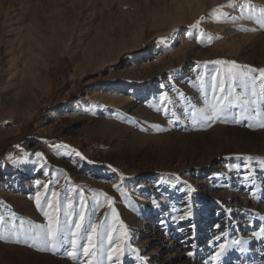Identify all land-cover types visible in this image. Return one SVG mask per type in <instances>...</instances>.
Here are the masks:
<instances>
[{"label": "rangeland", "instance_id": "obj_1", "mask_svg": "<svg viewBox=\"0 0 264 264\" xmlns=\"http://www.w3.org/2000/svg\"><path fill=\"white\" fill-rule=\"evenodd\" d=\"M262 10L264 0H0V85L12 56L21 80L38 70L47 90L31 115L2 100L23 101L21 90L0 91V190L16 184L28 203L0 199V264H264V234L252 235L264 227V81L228 78L230 62L264 68ZM115 85L133 89L136 108L97 100ZM214 97L231 102L228 118L193 120ZM87 99L105 110L87 112L89 125L73 116ZM25 157L27 174L9 178ZM45 212L60 222L55 252L33 238Z\"/></svg>", "mask_w": 264, "mask_h": 264}, {"label": "bare ground", "instance_id": "obj_2", "mask_svg": "<svg viewBox=\"0 0 264 264\" xmlns=\"http://www.w3.org/2000/svg\"><path fill=\"white\" fill-rule=\"evenodd\" d=\"M253 29H254V31H253V36H254V32L257 33L258 31L255 28H253ZM105 38H106V36H105ZM256 38H258V36H256V35H255V37L253 39L249 38L248 41L251 42V43L249 42L250 43L249 45L252 46L253 45L252 42ZM242 39L244 41V38H242ZM239 41H241V40H239ZM243 43L244 42H242L241 44H243ZM254 43H255V41H254ZM236 44H237V42H236ZM236 44H234V45H236ZM243 49H246V48H243ZM243 49H242V51H243ZM238 51H239V49H238ZM260 58H261L262 61H264V50L261 53V57ZM4 73H5V77H4L3 83H1V85H0V91L4 92L5 89L13 88V86H14L17 89V91L21 90L26 95V97L24 98L23 101H20L13 94H7V95L4 94L3 97H5V98L2 97L3 98L2 99L3 102L6 103L9 107L10 106L18 107V106L23 105V106H25V109L23 111H20L19 113L22 114V115H31L33 113V111H34L33 107L37 104V102L43 96H45L47 94L46 79H45L44 75L42 73H40L38 70L37 71L36 70L35 71H28L27 72V77L24 80H21V78L23 79V74L21 72H19V68L16 65V63H15V61H14L12 56L8 59V61L6 63V67H5ZM14 80L15 81L17 80V81L14 82ZM16 89H14V90H16ZM132 91H133L132 88L122 87L120 85H115V86H112V87L105 86L103 88V90H101V92L96 96V98H97V100L101 101L102 104L105 105V106H107V105H109V106L117 105L118 106L119 104H120V106H122V105L124 106L129 101L128 98L125 97V95L130 94ZM127 105H128L127 108L134 109V108H136L137 103H136V101H132L131 103H128ZM95 110H99V113L100 112L103 113L105 111V110H101V108H99L98 105H94V103L92 104L87 99L83 103L74 104V106H73V112H74L73 114L74 115L73 116H75V117L77 116L78 118L82 119V121H84L86 124L89 125L91 123V118L88 115H86V113L87 112H91V111L93 112ZM221 132H223V131H221ZM0 143H1V139H0ZM69 153H70V151H69ZM29 161H31V158L25 157L23 159L22 163H20L17 166L12 168V169L15 170L13 173H10V170H8V172L6 174H9L8 175L9 178L11 176L15 175L13 180L18 181V179L20 177H23L24 175L27 174ZM36 166H37V168H39L41 166V163L37 162ZM104 177H111V174L110 173H106ZM44 188H46V187H44ZM0 191H1L0 192V199H2L5 202L12 203V204H15V205L21 204L24 207L28 204V203H26L25 199L19 198V196H21V194L16 193L18 191L17 188H16V184L15 185L13 184L11 186V189H9V190H7V188L3 187V189L0 190ZM144 214L148 215L149 212L148 211H144ZM144 224L145 223H143V225ZM251 238H253V237H251ZM248 240H251V239H248ZM150 243H151L150 241H146L144 244H142L143 248L148 246V244H150ZM1 244H0V250H3L4 248H3V246Z\"/></svg>", "mask_w": 264, "mask_h": 264}, {"label": "snow or ice", "instance_id": "obj_3", "mask_svg": "<svg viewBox=\"0 0 264 264\" xmlns=\"http://www.w3.org/2000/svg\"><path fill=\"white\" fill-rule=\"evenodd\" d=\"M262 11H264V10H262ZM203 19L204 18L202 17L201 20H198L196 22V24L199 25ZM256 23L264 26V16L257 18ZM209 39H211V38H209ZM212 63L224 64L226 62L214 61ZM230 63H231V67L228 69V73H229L228 78L229 79L241 80V79L246 77L247 80L252 81L254 84L257 77L252 76L251 73L258 72L259 73V79L264 81V68L256 69V68H252L248 65H244V66H242V68L246 69V71H243V70H241V66L237 65L235 62H230ZM262 87H264V85H262ZM221 91L222 92L224 91L223 81H221ZM252 95L253 96L257 95L254 88H253ZM226 99H227V97H222V98L214 97L215 102L210 103L206 109H195V110H193V112L191 114L193 120H195L197 117H199L200 119L205 120V121L226 120L228 118L229 109L233 106L230 101L228 103H225ZM248 102L251 104H255L256 100L253 99V100L248 101ZM236 122H239V121L237 120ZM260 126L264 127V124H261ZM36 155L39 156L40 154L37 153ZM76 155L81 156V154L79 152H77ZM81 159H84V157L81 156ZM248 159H251V158H248ZM113 171H115V169H113ZM248 178L251 179V177H248ZM37 183L39 184V182H37ZM45 187H47V186L45 185ZM113 187H117V186L113 185ZM51 196L57 197L58 193L53 191L51 193ZM42 199H43V197L41 196V194L39 192H37V195H36V206H37V208L41 207V200ZM109 205H111V201H109ZM70 206L71 205H69V207ZM47 207L49 209H54L56 212L60 211L59 205L57 203H55L53 200L47 201ZM229 211H231V209H229ZM45 216L49 217V225L47 226V229L45 230L44 228H42L41 233L37 234L33 238L41 240L49 250L55 252L56 250L59 249V247L61 246V244L63 242L60 239V231H61V229L59 227L60 222H59L58 217L52 216L48 212H45ZM83 218H84L83 213H81L80 220L82 221ZM181 218H183V217H181ZM81 227H82L81 223H76L77 229H80ZM216 227L220 228V225H216ZM93 232H95V226H93ZM262 234H264V227H262L259 232L253 231V233H252V235L254 237H256L257 239L262 238ZM226 235H228V234L222 232L221 235L216 236V240L219 241L221 239V236H226ZM72 236L76 237V236H78V233L73 232ZM3 239H4V236L2 233H0V240H3ZM231 243L233 245L238 246L241 242L239 240H233ZM89 245H90L89 247L84 248V254L86 256H93V255H95V253H93V251H92V247L94 245L92 244V237L91 236L89 237ZM72 246H73V250L68 252V255L70 257H72V259L75 260L76 259L75 249L78 247L75 239L72 240ZM192 247L195 248L196 245H193ZM218 248H219V250L216 251L211 257V259L213 261H217V260L221 259L222 256L224 255V253L227 251V247L224 243H219ZM116 251L120 252L121 249L117 248ZM239 251L244 252L245 249L239 248ZM188 256L192 257L193 252L189 251ZM109 259L111 260L112 257L109 256ZM89 264H91V261H89Z\"/></svg>", "mask_w": 264, "mask_h": 264}]
</instances>
